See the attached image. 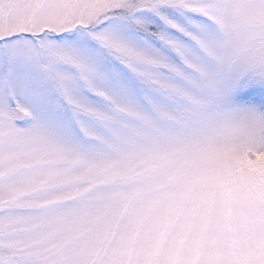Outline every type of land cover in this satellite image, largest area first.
Returning a JSON list of instances; mask_svg holds the SVG:
<instances>
[{"label":"snow or ice","instance_id":"1","mask_svg":"<svg viewBox=\"0 0 264 264\" xmlns=\"http://www.w3.org/2000/svg\"><path fill=\"white\" fill-rule=\"evenodd\" d=\"M0 264H264V0H0Z\"/></svg>","mask_w":264,"mask_h":264}]
</instances>
